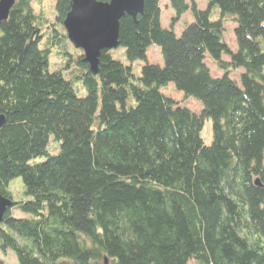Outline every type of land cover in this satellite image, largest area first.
<instances>
[{
  "label": "trees",
  "instance_id": "16d2710c",
  "mask_svg": "<svg viewBox=\"0 0 264 264\" xmlns=\"http://www.w3.org/2000/svg\"><path fill=\"white\" fill-rule=\"evenodd\" d=\"M207 1L166 0L175 15L165 27L162 0H144L120 20L129 63L103 49L94 73L64 26L72 0H55L54 20L45 0H16L0 22V192L13 202L2 254L18 264H264V0ZM153 44L162 65L147 60ZM170 82L201 101L199 113L163 92ZM16 177L28 199L13 198Z\"/></svg>",
  "mask_w": 264,
  "mask_h": 264
},
{
  "label": "water",
  "instance_id": "95a60500",
  "mask_svg": "<svg viewBox=\"0 0 264 264\" xmlns=\"http://www.w3.org/2000/svg\"><path fill=\"white\" fill-rule=\"evenodd\" d=\"M16 0H0V22L9 17ZM144 11V0H72V7L64 21L71 43L84 51V60L91 70H98L99 56L103 49L119 46L120 20L123 16L137 17ZM4 116L0 115V126ZM260 184L259 179L256 180ZM11 198L0 192V223L7 208L11 207Z\"/></svg>",
  "mask_w": 264,
  "mask_h": 264
},
{
  "label": "rangeland",
  "instance_id": "374dc122",
  "mask_svg": "<svg viewBox=\"0 0 264 264\" xmlns=\"http://www.w3.org/2000/svg\"><path fill=\"white\" fill-rule=\"evenodd\" d=\"M54 2L55 0H45V7L48 11L49 16L52 18V20H54V17H55ZM198 5H200V7L202 8H205L208 5V1L198 0ZM161 6L163 8L162 17H161L162 25L165 27H168L171 24L172 17L175 15V12L171 6L168 7V5L166 4V0H162ZM214 10L216 11H215V15L213 13V17H218L221 15L219 8H214ZM192 19H193V15H192L191 10L184 13L181 19L175 25L176 33L180 34L182 29L184 28L185 23L191 21ZM235 26H236V23L228 19L225 22V28H224L225 29L224 31L225 40L231 46L233 50L237 49V41H236V36H235V31H234ZM111 51H112V55L115 58H118L125 63H129V60L125 53V48L123 46L113 48L111 49ZM147 60L150 62L159 63L161 65L163 64L164 61H163L162 52H161L160 47L157 44H153L149 47L147 51ZM144 62L145 61L143 59H138L134 61L132 63L133 71L137 74L140 73L141 65ZM208 63L211 67V72L214 76H219L223 73V71L215 64V62L210 57L208 58ZM58 64L60 65V60H58L54 55H52L50 69L51 70L55 69L56 67H58ZM163 92L173 97L179 103L189 106L191 110L197 113H199L200 110L203 108L201 101L196 100L193 97L186 98L182 91L177 90L173 82H170L168 86L163 89ZM81 94H84V91H82ZM201 135L205 143L210 144L212 142L213 129H212V120L210 118H207L205 120L204 125L201 130ZM48 149H49V152L53 154L58 153V151L60 150L59 142L55 140L54 136L50 137ZM42 160H44V158H37L31 162L42 161ZM10 190L15 200L29 198V196L26 195V193L24 192V183L21 177H16L11 180ZM14 213L18 214L16 211ZM0 258H3L6 264H18L13 251H9L7 255H4L0 252ZM188 264H196V262L194 259H190Z\"/></svg>",
  "mask_w": 264,
  "mask_h": 264
}]
</instances>
